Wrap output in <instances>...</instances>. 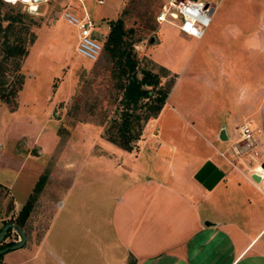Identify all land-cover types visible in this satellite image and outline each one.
<instances>
[{
  "label": "rangeland",
  "instance_id": "1",
  "mask_svg": "<svg viewBox=\"0 0 264 264\" xmlns=\"http://www.w3.org/2000/svg\"><path fill=\"white\" fill-rule=\"evenodd\" d=\"M168 1L104 0L101 4L99 0H91L89 5L94 13L90 18L96 21V39L102 41L108 33L109 19L123 15L127 27L134 30L132 39L138 40L140 67L154 68L162 75L163 83L174 78L172 105L183 114L188 106H197L203 113L215 108L220 113L224 107H235V97L241 86H249L250 90H257L259 86L264 89V59L258 54L249 56L247 46L251 27L261 30V36L264 34V0H203L215 7V13L201 40L183 34L177 26L179 20H173L174 23L157 21V14ZM81 6L78 0H0L1 17L22 14L10 38L15 43L22 40L29 50L17 70L19 60L7 59L0 44V68L7 88L17 85L20 74L24 77L14 104L0 97V230L7 222L18 225L20 210L43 176V192L30 213V217L33 212L37 216L35 224L40 234L51 225L52 215L58 210L54 206L65 195L66 187L73 184L72 180L86 187L113 186L117 193L125 186V176H116L110 170L102 174L95 169L93 157L88 159L89 153L106 152L114 156L125 153L109 140L117 150L109 145L102 147L107 144H104L107 140L105 128L121 110V92L112 77L113 62L104 51L97 61L77 52L78 29L64 19V13L71 11L82 17ZM231 26L244 28L237 39L227 32ZM153 37L156 38L154 43L151 42ZM260 47L264 57L263 45ZM210 70L215 71L218 83V89L213 90H218L216 98L200 100V95L207 91L205 79ZM166 71L170 73L168 77ZM179 74L182 78L177 80ZM163 114L158 127L150 123L151 120L144 125L141 138L134 144L135 152L141 153L150 136L159 131L163 140L169 142L171 139L177 147L173 155L182 171L193 172L201 163L199 158L208 154L224 172L232 169L220 151L234 138L220 146L219 142L208 140L213 139L212 134L190 121V117L179 116L168 109ZM213 116L207 115L208 122L213 123ZM170 147L172 144L164 147L160 154L168 156ZM82 159L87 166L77 175L75 171ZM70 162H74L73 167L69 166ZM157 163L159 169L156 170L167 168L162 158ZM153 166L157 165L150 160L141 172L154 173ZM215 197L218 198L216 192ZM45 202L50 203L47 211L44 210ZM19 204L22 207L16 206ZM67 207L60 209L58 222ZM30 217L23 227L27 234L26 244L2 254L0 264H60L48 251L51 247L60 250V236H47L46 245L41 244L42 236H32V228L36 225L29 222ZM20 240V233L13 228L6 233L0 246Z\"/></svg>",
  "mask_w": 264,
  "mask_h": 264
},
{
  "label": "crops",
  "instance_id": "2",
  "mask_svg": "<svg viewBox=\"0 0 264 264\" xmlns=\"http://www.w3.org/2000/svg\"><path fill=\"white\" fill-rule=\"evenodd\" d=\"M78 1L82 5V17L94 13L89 5L91 0ZM251 28L248 55L258 54L264 59L260 47L263 45L264 50V34L261 36L263 32L255 26ZM109 29L108 26V32ZM243 29L231 26L227 32L237 39ZM220 64L225 68L222 61ZM214 72L207 73V91L200 95V100L216 98L218 90H213L218 89V83ZM180 77L179 74L177 80ZM248 88L241 86L236 94L238 106L224 107L220 113L215 108L203 113L197 106H188L185 114L172 105V89L159 116L150 121L158 127V121L168 109L179 116L190 117V121L212 134L213 139L208 140L219 142L220 146L234 138L220 151V154L226 153L227 158L223 157L232 169L225 172L213 189H207L195 178L207 160L215 163L211 154L199 158L201 163L193 172L182 171L173 155L177 147L171 139L169 142L163 140L157 131L146 141L141 153L123 148L121 151L125 154L122 156L89 153L88 159L93 157L97 171L104 174L110 170L116 176H125V186L117 193L113 186L86 187L72 180L73 184L66 187L59 205L54 206L58 210L53 213L52 223L46 226L44 234L38 231L37 216L32 213L29 222L36 225L32 228V236H42L43 245H46L47 236H60V250L48 248L60 264H264V89L260 86L257 90ZM207 115H214L213 123L208 122ZM244 121H251L252 127L260 132L255 135L253 147L243 148L242 153L237 154L235 129ZM104 141L107 144L102 147L109 145L117 150L116 144ZM168 144H172L171 152L162 156L160 152ZM40 150L44 153L43 148ZM159 158L166 163L165 170H156ZM150 160L157 165L153 166L154 173L141 172ZM81 161L75 171L77 175L87 166L85 159ZM73 163L69 166L73 167ZM254 173L262 174V180L256 181ZM72 193L75 195L71 196ZM49 204L44 203L45 211ZM65 207L67 211L58 222L60 209ZM54 224L57 226L52 228Z\"/></svg>",
  "mask_w": 264,
  "mask_h": 264
},
{
  "label": "trees",
  "instance_id": "3",
  "mask_svg": "<svg viewBox=\"0 0 264 264\" xmlns=\"http://www.w3.org/2000/svg\"><path fill=\"white\" fill-rule=\"evenodd\" d=\"M22 18V14H10L4 17L0 15V44L3 45L7 59L19 60L17 70L18 67L20 68V60L29 52L22 40L15 43L10 38L17 27L15 23ZM4 21H7V25H4ZM107 23L110 29L102 40L103 51L113 62L112 77L115 79L116 88L121 92V110L105 128L104 136L117 146L131 151L134 144L141 138L144 125L159 116L175 81L173 78L163 83L162 75L154 68L140 67L141 60L136 50L138 40L132 39L134 30L127 27L123 15L117 19H109ZM1 72L0 68V97L4 102L14 104L24 84L23 74L18 77L17 85L7 88V81L3 79ZM169 75V71H166L165 76ZM44 183L43 176L27 203L20 210L17 217L20 227L23 228L30 217ZM13 244L15 243L10 242L1 246L0 249Z\"/></svg>",
  "mask_w": 264,
  "mask_h": 264
},
{
  "label": "built area",
  "instance_id": "4",
  "mask_svg": "<svg viewBox=\"0 0 264 264\" xmlns=\"http://www.w3.org/2000/svg\"><path fill=\"white\" fill-rule=\"evenodd\" d=\"M99 3H104V0H99ZM214 13L215 7L210 2L203 0H169L168 3L162 6L156 19L159 23H174L173 20H179L177 26L183 34L201 40L212 23ZM64 19L78 29L77 52L92 61H97L103 52V43L96 39V21L91 19L87 13L85 16L79 17L71 11L64 13ZM138 49L139 46H136L137 51ZM259 132L260 129L252 127L251 121H244L237 126L234 145L236 153H242L243 148L253 147L256 143L255 135ZM221 155L226 157L225 152H222Z\"/></svg>",
  "mask_w": 264,
  "mask_h": 264
},
{
  "label": "water",
  "instance_id": "5",
  "mask_svg": "<svg viewBox=\"0 0 264 264\" xmlns=\"http://www.w3.org/2000/svg\"><path fill=\"white\" fill-rule=\"evenodd\" d=\"M155 41H156V38L153 37L151 39V42L154 43ZM262 167L264 168V163ZM224 175H225V172L220 167H218L212 160H207L203 164V166L197 171V173L195 174V178L200 183H202L207 189L211 190L220 182V180L224 177ZM253 178L256 181H261L263 176L262 174L254 173ZM12 227L15 228L20 233L21 240L11 246L1 248L0 256L11 249H19L23 247L27 242V234L22 227L18 225H14V224H7L4 226V228L2 229L0 233V243L3 242L7 231Z\"/></svg>",
  "mask_w": 264,
  "mask_h": 264
},
{
  "label": "flooded vegetation",
  "instance_id": "6",
  "mask_svg": "<svg viewBox=\"0 0 264 264\" xmlns=\"http://www.w3.org/2000/svg\"><path fill=\"white\" fill-rule=\"evenodd\" d=\"M7 224H14V223L7 222L6 224H4V225L1 227L0 233H1L2 229L4 228V226L7 225ZM14 225H16V224H14ZM18 226H19V225H18ZM11 229H13V227L10 228V229L7 231V233H8ZM3 245H6V244H2L1 246H3ZM1 246H0V247H1ZM9 246H11V245H9ZM5 247H8V246H5ZM5 247H3V248H5Z\"/></svg>",
  "mask_w": 264,
  "mask_h": 264
},
{
  "label": "clouds",
  "instance_id": "7",
  "mask_svg": "<svg viewBox=\"0 0 264 264\" xmlns=\"http://www.w3.org/2000/svg\"><path fill=\"white\" fill-rule=\"evenodd\" d=\"M241 98H243V93L241 94Z\"/></svg>",
  "mask_w": 264,
  "mask_h": 264
}]
</instances>
